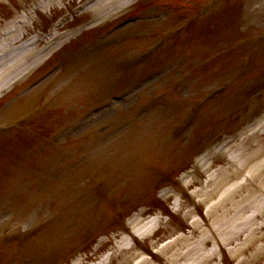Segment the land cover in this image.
Wrapping results in <instances>:
<instances>
[{"label": "rangeland", "instance_id": "1", "mask_svg": "<svg viewBox=\"0 0 264 264\" xmlns=\"http://www.w3.org/2000/svg\"><path fill=\"white\" fill-rule=\"evenodd\" d=\"M91 1H53L51 8L42 12L37 11V19L34 22L29 20V24L23 27V33H26V36L33 32H41L47 27L52 29L53 21L61 19L67 13L74 14L73 11L80 10L77 12L79 14L71 17L68 23L53 29L52 35L36 47L32 57L27 59L21 68L0 80V125L19 117L32 106L52 96L63 85L69 86L68 96L59 100L42 120L33 124L42 132L51 133L59 126V129H62L75 117L83 105L95 100H98L97 102L106 100L109 93L107 90H112L114 87H117L116 89L129 87L132 92L128 99H134V103L140 100V106L136 108L137 113H130L132 109L124 108L129 106L125 102L114 103L88 119L80 129L74 130L73 137L67 139V144L78 139L82 149L75 155L71 154L60 173V180L56 182H43L47 175L41 174L47 168L55 170L53 156H42L37 160L30 159L23 155L20 149V147L25 148L20 144H50V138L44 142L40 139H32L26 143V133L22 129H17L20 131L15 130L11 136L5 138L3 143H0V206L2 199L12 202L9 214L0 210V249L5 247L0 253V261L4 255L6 256L15 248L14 256L24 258L22 264H72L79 256L84 257L85 264H88L98 261L103 257L104 252L112 247L115 250L122 248L123 239L116 232L123 231L119 228L120 223L117 226L114 225L117 229L113 231V239L108 237L110 241L106 243H101L99 240L104 234L110 232L111 226L117 221L130 222L136 230L145 226L144 223L148 221L149 216L145 214L140 218L135 216L137 212L144 210L143 207H137L145 204V200L138 197L143 195L145 190L135 193L133 184L142 188L146 183L138 179L133 180V175L138 173L141 177L143 173L149 174L146 163L150 162L162 168L160 171L156 170L159 172L156 176H159L161 172L168 174L170 170L180 172L183 167L193 164L195 154L204 145L198 144L203 125L205 127L210 125V129L220 127L235 129L238 124H243L237 118L239 110L243 108L247 96L252 93L255 82L261 81L264 84L263 45L252 60L253 64L248 71L249 81L242 80L240 85L228 93V96L215 98L202 107L197 113L200 116L195 119V122L193 121L191 126L180 135L174 136L173 131L178 119L184 117L191 103H194L201 93L204 94L202 90L223 82L224 76H231L244 61L249 48L242 47L238 42L241 38L239 35L243 33L242 35L250 36L254 41L263 38L264 0H228L223 4L225 7L220 8L214 17L199 23L191 35L180 33L178 28L189 20L191 13L206 0H168L166 4L165 0H160L156 2L158 4L151 6L149 2H146L145 6L147 5L148 8L142 15L145 18L143 23L138 22L135 26L128 25L109 36L106 35L109 23L130 9H135V5L130 4V0H125L126 2L120 5L106 8L102 12L103 17L98 18L95 11L91 10V6L84 11L81 10ZM110 1L104 0V7ZM45 2L46 0H0V30L9 20L28 11L31 15L35 6L41 8L42 3L45 4ZM161 7H163L160 12L161 17L157 18L156 16L159 15L157 10ZM101 21L103 22L99 23ZM89 22L99 23V25L93 28L90 24L88 25ZM139 29L148 32V41L146 40L148 43L144 44L143 49L156 42L160 44V51L155 62L150 66L153 67L155 64L154 73L141 82H139L140 72L138 73L136 69L142 65H139L130 76L119 74L116 65L123 59H120L121 56H124L131 48L133 50L140 47L141 44L135 45L137 40H134L132 35ZM120 38L124 42H121ZM119 41L120 47H117L115 43ZM74 50L81 51L80 55H76ZM38 55H43V60L34 62ZM58 59L62 61L60 68L41 83L31 86L30 80L50 62L58 61ZM141 68L145 70V67ZM191 69H193L192 73ZM171 83H175L176 86L172 94H165V104L168 103V109L163 112L148 109L162 108L163 97L154 98L152 94H161L164 90L166 92ZM189 84L192 87L189 89L190 92L185 94L183 89ZM180 94L187 95L186 102L177 101V96ZM138 114L140 116L136 117ZM258 118L253 122L254 127L246 130L249 134L240 140L241 142L237 140L238 144L246 142L245 149L249 148V144L251 147L263 144L264 147V116ZM133 125L137 127L132 128ZM39 136L41 139L44 138ZM126 137L130 139L131 144L128 150L132 153L136 168L131 163L132 159L129 158L125 175L129 174L131 182L126 180L119 184L110 172L117 169L119 161H123V155L117 156L118 152L115 153V144H124L122 140ZM117 138L121 143H116ZM195 140L197 143L193 144ZM26 148L29 147L26 146ZM25 152H27L26 149ZM216 159V162L225 160L222 154H217ZM46 165L48 166L45 167ZM40 168L43 169L39 171ZM127 169L129 171L126 172ZM193 170H197L198 173L186 172L181 175L180 181L184 182L189 177L193 178L191 186L193 188L190 192L200 194L205 185L198 188L197 186L201 178L207 177V174L202 172L198 165H194ZM241 174L242 172L239 176ZM107 179L110 181H105ZM8 181L16 183L14 190H10ZM41 184L44 185L45 190L38 189ZM90 184L95 188L104 185L106 189L117 190L115 197L111 199L114 193L106 190L111 196L106 201L98 199L96 202L102 204L97 207L96 203L90 202L91 195L84 188V185L88 187ZM255 194L259 195V193ZM221 195L214 193V196L207 200L208 203L198 202V206L204 212L210 204L221 202L219 200ZM152 198L154 199L155 196ZM192 201L189 199L186 205L185 200L187 209L192 208L189 207ZM226 204L223 205L226 206ZM151 206V209L158 207L154 203ZM216 206L223 209V206L218 204ZM190 212L188 217L177 215L169 217L167 221L163 220L164 223L153 236L155 240H152V245L155 247L157 243L154 242L159 238L160 242L157 246L163 241V245L166 244L165 240L173 241L174 246L166 250L164 247L162 255H158L159 257L156 261H152V264L191 263L189 259H186L185 251L189 249L187 247L201 243L204 235L201 233V228L199 232H196L192 225L188 224L189 218L195 215L193 210ZM263 215L264 212L262 213L264 220ZM49 216L55 217V224L42 229L38 236L27 239L26 247L17 248L15 244L11 245L6 233L15 232L18 226L26 230L30 226L44 222V219ZM232 217L234 220L235 217ZM205 218L206 216L203 217V222L206 221ZM206 219L210 221L213 217L207 215ZM15 239L19 240L20 235L18 234ZM237 241L234 239L232 245ZM143 243L145 244L140 246L144 249L148 243L146 241ZM95 246L96 250H94ZM208 248L209 246L206 247ZM176 249H180L185 258L175 259L171 254ZM80 250L85 251L86 254ZM224 252L221 251L225 263L235 264L236 260L233 261L229 253ZM139 259L140 248L136 246L129 251H117V256L113 258L111 264H135Z\"/></svg>", "mask_w": 264, "mask_h": 264}, {"label": "bare ground", "instance_id": "2", "mask_svg": "<svg viewBox=\"0 0 264 264\" xmlns=\"http://www.w3.org/2000/svg\"><path fill=\"white\" fill-rule=\"evenodd\" d=\"M53 1H61V0H49V2L47 3V5L44 6V8H42L41 10L36 9L35 12L32 15H30L29 20H31V22L35 21V19H37V15H38L37 13L48 10L49 8H51L53 5ZM123 1L124 0H112L111 3L109 2L108 6L111 7L113 5H117L118 3L121 4ZM97 2H95V3H97ZM93 5L91 7V10H94L95 13L101 14V12L103 11V8H104L103 0H102V3L99 2L95 6H93ZM29 20H27L23 25L17 27L18 31H21V29L29 23ZM14 38H16V36L12 35L9 39L11 40ZM35 49H36V47H32V48L20 51L16 54L6 58L4 61L0 62V80L3 77H5L6 75L11 74L13 71L21 68L25 64L27 59L32 57L31 55L33 54V51ZM42 60H43V55H38L35 58L34 62H40ZM256 169H260V166H257ZM257 172H258V170H257ZM261 176H263L261 178V182H263L264 181V171L263 170H262ZM215 182L217 184H219V181L216 180ZM213 183H214V181L211 182V184H213ZM240 211H242V207L239 203H233L229 207H225V209H223V210L220 209L218 206H216V207L214 206L212 209H209L208 213L210 215H212L213 219H212L211 224L208 226L207 231L212 233V235L214 237H215V232H216L220 236L222 243L231 244V242L234 239H238L243 233H245L246 229L247 230L250 229V227L247 228V225L242 224L243 226H241V223H239L238 225L233 224L235 222V220H237V218H238V216H236V215H240V213H241ZM233 214H236V215H233ZM232 216H234L235 218L237 217V218L235 220H233ZM242 217H243V215L240 218H242ZM205 235H207V234L205 233ZM208 241H209V237H206L204 239V244H206ZM250 242H251L250 235L249 236L246 235L244 240L241 243H239L233 249L230 250V254L233 257H236L237 254L238 255L243 254L249 248ZM173 246H174V243L172 245L168 246L167 249H172ZM184 249H186V247H184ZM187 249L188 250L185 251L186 259L190 260L194 256H196L195 257L196 260L193 261L194 264H205L214 256V253L210 252V254H209V253H206L205 251H201L200 244L191 245V246L187 247ZM171 255L174 256L175 259L176 258H178V259L179 258H185V256H183L182 252H180V249H176ZM259 255H260V250H255V252L253 253L252 259L254 260V259L258 258ZM249 258L250 257H248L247 260H249ZM143 264H147V263H143Z\"/></svg>", "mask_w": 264, "mask_h": 264}]
</instances>
